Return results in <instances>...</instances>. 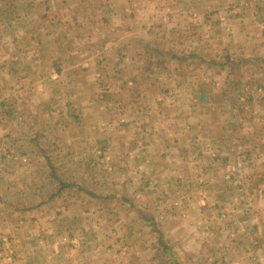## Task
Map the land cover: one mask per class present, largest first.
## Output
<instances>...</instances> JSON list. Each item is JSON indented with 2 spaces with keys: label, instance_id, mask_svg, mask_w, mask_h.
Masks as SVG:
<instances>
[{
  "label": "rangeland",
  "instance_id": "374dc122",
  "mask_svg": "<svg viewBox=\"0 0 264 264\" xmlns=\"http://www.w3.org/2000/svg\"><path fill=\"white\" fill-rule=\"evenodd\" d=\"M129 1L131 0H116L114 3L128 6ZM151 1H183L186 2L184 4L196 2L200 5L198 9H202L204 2ZM259 1L264 0H231V12L252 11L255 2ZM109 3V0L106 1V5ZM110 17L103 0H0V194H7V198L15 196L18 206H44L54 211L56 207H68L71 212L84 215L81 223L76 224L84 231L82 239L86 246L84 250L81 248L83 252L76 249L69 251L63 246L61 238L71 234V231L64 228V221L55 215V233L48 234L38 230V234L52 237L50 240L57 241L61 250L57 254L53 248L36 251V264H66L69 254L71 259H76L81 254L84 264H98L106 260L112 261V264H130L134 260H144L149 264H196L197 260L192 258L195 249H198L195 245L200 244L201 238H197L194 230L206 231V218L209 219V224L208 234L204 237V248L206 252L208 249L209 253H217L216 258H221L222 245L229 241L235 243L242 240L253 243L255 234L251 237L242 234L245 228L248 229L253 224L259 222V236L264 237V196H257L259 192L264 195V181L258 182L259 176L264 174V135L259 138L256 134L258 127L264 133V120L257 123L248 121V124H253V128L255 126L253 132H248V136L246 132L233 131L229 133L232 137L228 138L224 137L227 132L222 131V123L218 122L210 134L214 140L210 136L207 137L206 119L210 113L206 102L181 107L178 100L184 96L186 88H168L164 90L165 93L157 95V100L166 101H162L159 107L164 114L161 115L164 117L163 126L166 119V124L169 125L165 135L172 129L189 130L188 127H181L185 123L183 120H190L189 115L193 113L194 118L201 123V136L197 146L203 147L204 152L196 154L188 142L183 146L186 147L183 157L180 155L183 152L175 144L172 134L161 139H147L140 124L135 123L136 118L126 122L118 121L119 124L126 125L125 130L132 128V136L123 132L122 137L118 139L109 137L114 131L111 129L110 119L97 123L90 120L84 123L78 120L74 122L76 115H73L71 108L66 110L67 107L62 115L68 120L65 126L69 139V147L65 148L67 150L57 153L55 148L49 145L53 138L46 134L45 140V134L43 136L38 132L46 130L47 123L42 115H47L49 108L46 103L53 97L49 90L55 91L57 85L63 84L64 76L69 74L75 79L81 78L80 63L75 62V57L83 58L82 53L87 42L85 38L90 33L95 32L97 36L92 43L94 48L100 46L106 36L114 34L115 31L110 29ZM68 56L71 67L61 60ZM202 57L197 58L202 61L208 56L204 54ZM255 65L246 66L248 69H257ZM58 68L62 71L60 77L56 75ZM234 69L236 73L231 75L225 92L230 103L228 108L233 112H241L243 106L235 101L238 97L251 96L254 90L248 86H253L254 83L263 84L264 72L254 73L242 68V65L235 66ZM245 74L249 81L247 88L245 85L243 87ZM52 75L54 79L51 78ZM194 75L198 77L192 79L193 85L202 84V88H206L208 75L212 84L222 82L220 77L213 79L214 74L206 69V65L196 67ZM34 85H39L45 90H37ZM195 97L197 93L193 91L189 99H196ZM57 98L55 95L54 99ZM64 100L63 98L59 101ZM255 109L264 113L262 106H256ZM60 112L55 114L56 117H59ZM84 114H88L85 109ZM232 123L237 126L239 122ZM52 125L53 122H50V126ZM34 133L43 136L40 145L37 142H28L23 144L22 148L18 147L20 139H30ZM150 141L159 148L173 147L167 150L168 154L164 157L173 160L165 162L161 174L169 168L168 172L173 175L175 181L177 172L185 171L184 175L187 177L182 180L184 184H162L159 180L147 182L150 174L145 172V158L150 157L148 160L158 165L159 154L141 156L138 152L144 151L142 149ZM116 145L129 148L132 161L128 169L126 164L122 166L125 152L114 150ZM46 146L52 151L50 158L47 159L45 152L36 155L39 149L45 150ZM94 146H113V149L109 148L103 154L95 153ZM205 147H208V150ZM253 148L257 150L252 152ZM29 163L37 170L25 166ZM159 165L164 164L161 162ZM252 176V180L255 179L260 185L247 186L244 179ZM128 177H131V180ZM209 181L212 182L207 185ZM58 189L61 197L49 203L35 201L36 196L42 199ZM63 194L65 198L62 197ZM177 199H182L187 208L179 207ZM198 201L203 205L205 215L196 213ZM38 203L40 204L37 205ZM174 210L178 212L176 216L172 215ZM66 226H69V223ZM229 232H233V235H227ZM159 233L161 241L169 246V251L162 252L163 245L159 243ZM0 240L2 241V238ZM261 253L262 251L255 256L259 258ZM7 254L9 255V251ZM2 255L6 258L5 251L0 255V259ZM212 258L213 256L209 262ZM261 262L262 260H258L256 264Z\"/></svg>",
  "mask_w": 264,
  "mask_h": 264
},
{
  "label": "crops",
  "instance_id": "0c3cea01",
  "mask_svg": "<svg viewBox=\"0 0 264 264\" xmlns=\"http://www.w3.org/2000/svg\"><path fill=\"white\" fill-rule=\"evenodd\" d=\"M106 1L108 0H103L111 16L110 29L115 31L114 34L106 36L102 44L96 48L92 46L93 40L97 37L95 32L90 33L85 38L87 42L84 53H82L83 58L75 57V62L80 63L81 78L75 79L69 74L64 76L63 86L57 85L55 91L46 89L52 93L53 97L46 103L49 109L47 115H42L45 120L37 119V121L44 120L47 123L46 132L44 130L38 131L43 136L45 134V137H41L39 133H34L31 138L29 137L30 139H20L19 148L28 142H37L40 145L41 139L47 140L46 134H49L53 138L49 145L53 146L57 153L67 150L65 149L69 147L68 131L65 130V126H67V119L65 118L67 117L62 116L67 107L66 110L71 108L73 115H76L74 122L78 120V122L84 123L90 120V122L97 123L110 119L111 129L114 131L108 135L109 137L118 139V137H122L123 132L132 136L130 133L132 128L125 130L126 125L119 124L118 121L126 122L136 118L135 121L137 122L135 123L140 124L143 133L146 135L145 138L156 140V138L161 139L172 134L175 137V144L183 152L179 154L183 157H185L186 151V147L183 146H186L188 142L196 154L204 152L203 147L197 146L201 136V123L194 118L195 114L193 113L189 115L190 120H183L187 124L184 123L181 127H188L189 130L172 129L170 133L165 135L164 132L169 125L166 124L168 123L166 119L163 126L164 117L161 115L164 114L159 107H161L162 101L163 103L166 101L165 99L157 100V95L161 92L165 93L164 90L168 88H173V90L186 88L184 96L178 100V102H182V104L178 103L181 107L206 102L208 113H210L206 119V130L207 137L210 136L211 139L214 137H211L210 134L218 122L222 123V131L227 132L223 136L227 138L232 137L229 133L233 131L246 132V136H248V132H253L255 126L253 128V124H248V121L250 123L263 122L264 113L255 107H264V83L249 85L248 88H253L254 93L247 98L238 97L235 102L243 106L241 112H233L228 108L230 103L225 91L230 84L231 75L236 73L235 66L241 67L242 65V68L254 73L264 72V1L255 2L252 11L246 10L237 13L231 12V0H204L202 9H198L200 5L196 2L184 4L186 2L183 1L160 3L151 0H137L136 2L131 0L128 6H120L114 3L116 0H109V5H106ZM79 24L82 25V23ZM204 54L208 56L204 60L201 61L197 58ZM69 57L59 58L69 65ZM247 64L250 66L256 64L257 69H248ZM202 65H206V69L212 71L213 79L217 76L222 82L217 81L212 84L208 75L206 88H202V84L193 85L192 79L198 77V75H194L195 68ZM57 73V76L59 74L62 76L61 69L58 68ZM245 76L246 74L243 77L246 78V81H243L245 83L243 87L245 85L247 88L246 84L249 81H247L248 77ZM51 78L54 79V75ZM183 81L186 82L182 83ZM33 87L40 91L45 90L39 85ZM193 91H196L197 97L191 100L189 96ZM55 95L58 96L57 99H54ZM63 98L65 100L60 102L59 100ZM175 102L177 103V100ZM84 109L88 114L83 115ZM59 111H61L60 115L56 117L55 114H58ZM107 112L111 115H108ZM138 120L141 123L146 122L144 124L146 126ZM234 121L239 122L237 126H233L232 122ZM50 122H53L52 126H50ZM80 126L83 125L80 124ZM119 132L121 133L119 134ZM256 134L259 138L264 135L259 127L256 129ZM162 147H156L150 141L144 147L145 149H142L144 151L138 152L141 156L150 153L159 154L158 165L154 161L148 160L150 157L145 158L147 164L145 172L150 174L147 177V182L159 180L162 184H172V182L178 185L179 183L184 184L182 180H186L187 177L184 175L185 171L177 172L175 181L173 175L168 172L169 168L164 174H161L165 162L173 160L164 158L168 154L167 150L173 149V147L167 149ZM109 148L113 149V146L93 147L95 153L102 154L106 153ZM205 148L208 150V147ZM114 150H119L120 153L125 152L122 166L126 164L128 169L132 161L129 148L125 149L121 145H116ZM256 150L253 148L252 152ZM41 152H45L48 159L52 151L46 146L45 150L39 149L36 155L42 154ZM262 158L264 162V156ZM161 162L164 164L163 166L159 165ZM49 164L48 161L47 165ZM25 166L30 167L31 170H37L33 169L30 163ZM154 174L155 176H153ZM253 177L244 179L247 186L260 185L255 182V179L252 180ZM128 178L131 180V177ZM210 182L212 181H209L207 185L211 184ZM59 192L60 189L52 191L42 199L36 196L35 201L49 203V201L61 197ZM257 196L261 198L264 195L259 192ZM62 197L65 198V194ZM8 198L7 194H0V238H2L0 249L2 252H6V258L2 255L0 264H36V251L50 250L48 248H53L54 253L57 254L61 250L59 243L57 241L52 242L50 240L52 237L38 234V230L48 234L55 233V215L64 221V228L71 231V234L68 233V236L65 235L64 238H61L63 246L65 245L69 251L76 249L83 252L86 246L84 239H82L84 231L76 225L81 223V219L84 218L82 213H73L68 207L60 209L56 207V211L49 210L44 206L41 208L31 207L32 205L22 207L17 205L18 199L15 196ZM177 201L179 207L187 208L182 199H177ZM197 203L199 206L196 213L201 212L205 215L203 205L199 201ZM181 212L184 213L183 210ZM177 214L178 212L175 210L172 212V215L176 216ZM68 223L69 226H66ZM204 223L206 231L194 230L197 238L199 240L201 238L200 244L195 245L198 249H195L192 258V260H197L196 264H256L258 260H262L261 264H264V237L259 236V222L256 225L253 224L252 227L248 228L249 230L245 228L244 231H246H242V234H248L250 237L255 234L253 243L242 242V240L235 243L229 241L224 246L222 245L221 258H216L217 253H209L208 249L206 252L204 248V237L208 234L209 219L206 218ZM64 233L67 232L64 231ZM36 235L39 236L35 237ZM227 235H233V232H229ZM7 251H9V255ZM260 251H262V256L258 258L255 255L259 254ZM70 255H67L66 264H84L81 254L76 259H71L72 256ZM212 256V261L209 262ZM8 257L10 258L8 259ZM143 261L134 260L130 264H149V262ZM98 264H112V261L106 260Z\"/></svg>",
  "mask_w": 264,
  "mask_h": 264
},
{
  "label": "trees",
  "instance_id": "16d2710c",
  "mask_svg": "<svg viewBox=\"0 0 264 264\" xmlns=\"http://www.w3.org/2000/svg\"><path fill=\"white\" fill-rule=\"evenodd\" d=\"M258 180L259 181H264V174H262V176H259V179ZM158 240H160L159 243L163 245L162 252L169 251V249H170L169 246H167L164 242L161 241V235H160V233H159V236H158Z\"/></svg>",
  "mask_w": 264,
  "mask_h": 264
}]
</instances>
